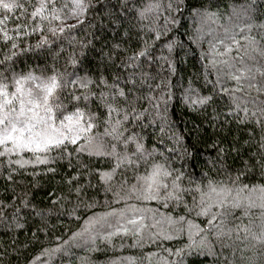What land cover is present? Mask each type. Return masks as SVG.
<instances>
[{
    "label": "snow or ice",
    "instance_id": "1",
    "mask_svg": "<svg viewBox=\"0 0 264 264\" xmlns=\"http://www.w3.org/2000/svg\"><path fill=\"white\" fill-rule=\"evenodd\" d=\"M185 13L202 71L178 88L175 53L185 45L174 33ZM90 16L122 30L95 71L83 65L90 42L72 35L93 26ZM177 89L185 108L204 118L191 145L170 118ZM232 124L260 133L240 169L228 163L240 148L221 135ZM201 143L206 155L194 150ZM0 180L11 190L0 199V220L11 210L23 228L21 213L31 214L43 225L37 232L52 217L77 223L28 264H50L73 248L116 251L125 239L143 248L185 236L187 243L164 249L174 259L162 264L201 256L211 264H264V8L257 0L225 10L220 0H0ZM45 182L55 183L50 206L38 207L27 189ZM90 190L103 192V205L88 198ZM125 261L136 264L131 257L108 264Z\"/></svg>",
    "mask_w": 264,
    "mask_h": 264
},
{
    "label": "trees",
    "instance_id": "2",
    "mask_svg": "<svg viewBox=\"0 0 264 264\" xmlns=\"http://www.w3.org/2000/svg\"><path fill=\"white\" fill-rule=\"evenodd\" d=\"M113 3H116V0H112ZM245 0H220V7L222 10L227 9L229 4H241ZM257 3L261 8H264V0H257ZM230 12H225L224 18L220 23H225L227 21V15ZM89 20L92 27L85 25L83 29L78 32H74L72 35L76 36L78 40L84 42H90L88 49H85L87 56L83 59V65L86 68H89L95 71L96 66L101 64V50L104 53H107L112 44L118 42L122 37V30L120 34H117L114 26L109 24L107 20L101 21L100 16H96L93 19L91 16ZM181 24L183 25L178 29L175 35L179 37L181 41L184 42L185 47L183 49L177 48L175 53V58L178 63V73L173 77V82L178 85L186 86V81L188 78L196 76L198 71H202V61H200V51L201 49L196 45H191L188 41L187 33H191L194 27L192 21L187 18V13H185V18H181ZM212 27H217L213 25ZM211 37L205 38V43L203 45L204 51H207L208 45L207 40ZM35 38H33L32 43H35ZM65 47L67 44L65 43ZM71 48H68V51H71ZM79 51V49H77ZM185 51L188 52V55L185 56ZM167 54V53H165ZM35 58V57H33ZM31 63V60H29ZM63 63V61H61ZM203 81H198L196 86L202 84ZM177 96L169 105L170 118L174 121L175 128L177 132H182L185 137V141L191 145L194 140V135L192 132L193 126L199 124L204 118L197 115L196 113L189 112L185 106L179 100V90L177 89ZM204 128L207 129L208 133L212 132V129L207 127L205 122ZM149 132L152 129H148ZM203 131V130H202ZM227 137L229 143H235L238 148H240L239 153L233 152L229 157L228 163L232 166L233 169H240L243 166V163L248 161L253 152L256 151L254 141L259 138V129H254L253 126H237L236 124L229 125L225 128L224 132L221 133ZM200 153L207 154L203 143L196 146V149ZM235 174V173H233ZM256 179V177H252ZM56 179H59L57 177ZM55 187V183L45 182V186L37 189H27L29 196H31L32 203L38 207H47L50 206L47 193L50 188ZM23 189L17 187L15 191L20 193ZM11 196V190H5V182L0 180V199ZM94 197L96 200L103 205L104 200L106 199L103 192L99 194L96 190H90L88 192V198ZM110 199V196L107 197ZM73 202L74 198H73ZM19 204V201H17ZM119 207V205H114ZM70 205L68 206L70 210ZM103 207H97L95 211H103ZM163 211V209H161ZM9 217L0 220V264H28L29 260L32 259L43 247H55V238L58 236L64 235L67 238L70 235V230L77 229V223L72 221L67 215L62 216L57 219L52 217L48 221L49 227L44 228V231L37 232L38 227H43L38 218L32 216L31 214L27 215V218H24V213H21L20 224L23 225V228L17 227V223L14 222ZM83 215V212H81ZM91 215V213H88ZM237 215H240V212H237ZM253 219L256 224H259V220L256 217L259 215V211L253 210ZM151 223V221H149ZM244 223H248V219L244 220ZM54 226V227H53ZM163 227L167 228V225ZM47 231L48 235H45L44 232ZM37 232L38 242L33 237L32 233ZM124 247L122 249L117 248L116 251L108 249L107 251L103 250V245H101V251L99 252H89L87 248H73L67 255L57 254L53 256L50 264H80L81 257H88L90 264H108L109 259H122V258H134L136 264H162L164 258L174 259V257H167V252L164 251L165 248H175L182 246L183 243H187V237H183L180 241H164L160 245H149L145 244L143 248H132L129 247L131 241L128 239L124 240ZM116 244L119 245L120 241L117 240ZM153 253L158 255H152ZM248 255H253V252H249ZM151 256V260L148 257ZM256 259L259 260L260 257L256 256ZM125 264L127 262L125 261ZM190 264H211V258L205 259L201 257L191 258Z\"/></svg>",
    "mask_w": 264,
    "mask_h": 264
}]
</instances>
